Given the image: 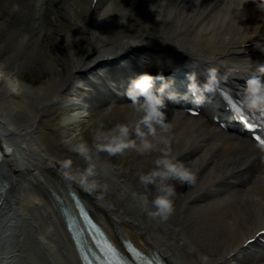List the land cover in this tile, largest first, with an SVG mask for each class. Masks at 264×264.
I'll return each instance as SVG.
<instances>
[{
    "label": "bare ground",
    "instance_id": "obj_1",
    "mask_svg": "<svg viewBox=\"0 0 264 264\" xmlns=\"http://www.w3.org/2000/svg\"><path fill=\"white\" fill-rule=\"evenodd\" d=\"M263 52L259 0H0V264H82L59 210L77 214L70 193L123 253L129 241L170 264H264V150L223 117L215 93H242L249 77L264 79ZM23 65L50 75L29 84ZM142 71L162 73L156 85H169L168 127L153 122L155 134L125 94ZM195 91L205 94V118L186 112ZM215 116L230 121L226 128ZM101 122L132 126L135 144L118 166L98 147L107 142L98 133L110 132L97 129ZM145 139L153 146L141 151ZM165 150L196 176L168 182L172 211L161 223L174 239L142 217L159 181L141 175Z\"/></svg>",
    "mask_w": 264,
    "mask_h": 264
},
{
    "label": "clouds",
    "instance_id": "obj_2",
    "mask_svg": "<svg viewBox=\"0 0 264 264\" xmlns=\"http://www.w3.org/2000/svg\"><path fill=\"white\" fill-rule=\"evenodd\" d=\"M259 7L264 9V0H259ZM260 71H264V64L258 66ZM210 77L215 76V72L209 73ZM162 79V73L158 72L153 75L149 71H142L136 76L132 77L125 90V94L131 98V103L137 107L138 111L143 112L142 121L149 125L152 133L155 134L156 127L153 122L161 124L164 128L168 125L165 123L167 115L165 109L167 107L166 100L163 97V92L168 87V82L165 81L160 86H157L156 79ZM243 92L241 96L242 103L249 109L257 110L264 113V79L259 76H251L247 79L246 84L242 86ZM132 126L126 122L118 123L115 128L110 130L108 134L101 137L98 133L97 138L107 141L106 143L98 144L101 149H108L115 153L122 151L130 144H135L134 140H130ZM135 131L144 136L145 133L141 130L140 124L137 123ZM153 146L152 141L145 139L141 151L151 149ZM81 152H87L86 144L77 146ZM157 167L153 168L150 172L141 175V179L146 183L157 184L159 188V195L151 201V208L153 211L149 213L151 219H159L164 222L171 214L172 205L171 198L174 196V188L169 186L168 182L172 181L179 184H191L196 181V176L191 174L182 165L175 162V158L170 155L168 150L165 154L158 157L155 161ZM92 172V167H89L85 172L81 173V183H85L87 176ZM93 182L91 187H95ZM85 187H89L85 183ZM145 202L147 203L148 197L145 195Z\"/></svg>",
    "mask_w": 264,
    "mask_h": 264
},
{
    "label": "rangeland",
    "instance_id": "obj_3",
    "mask_svg": "<svg viewBox=\"0 0 264 264\" xmlns=\"http://www.w3.org/2000/svg\"><path fill=\"white\" fill-rule=\"evenodd\" d=\"M50 75V73L48 71H39V70H36L33 66L31 65H23L21 68H20V76L23 78V80L29 84H42V82L47 79V77ZM102 109V108H100ZM100 109L99 108H96L94 110V116L98 117L100 115ZM107 126L104 125V123H100L97 125V129H106L108 128V130H112L114 128L115 125H117L116 122H114V124H109L108 122H105ZM95 130H88L86 132V138L90 141L93 140L94 136H95ZM123 157V154H122V151H117L115 153H111L108 155L106 161L107 162H110L111 165L113 166H118L121 159ZM124 179L128 180L129 177L124 175ZM128 201H135V199L133 197H128ZM151 201L152 199L150 198V200L147 201V205L149 208H151ZM145 220H148L149 219V215L148 213H145L143 216H142ZM152 222L153 223H156L159 230L162 232V233H166L165 235L170 238V239H174V229L173 227L169 226V225H166V224H163L161 223V221L159 219H152ZM193 240V243L195 245H198L197 242H195V238L192 239ZM199 246V245H198ZM200 247V246H199ZM213 256L212 257H217L218 258V253H217V250L212 253ZM212 264H214L213 262H211Z\"/></svg>",
    "mask_w": 264,
    "mask_h": 264
}]
</instances>
